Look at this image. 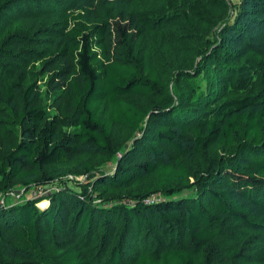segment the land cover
I'll return each mask as SVG.
<instances>
[{"label": "trees", "instance_id": "trees-1", "mask_svg": "<svg viewBox=\"0 0 264 264\" xmlns=\"http://www.w3.org/2000/svg\"><path fill=\"white\" fill-rule=\"evenodd\" d=\"M184 1L0 0V192L53 185L44 208L0 204V264H249L264 228V42L242 59L227 44L264 28L247 18L264 0L231 13L188 0L173 33ZM120 128L133 134L123 149ZM84 148L113 169L84 161L89 177L67 182L46 169ZM146 175L126 198L95 189Z\"/></svg>", "mask_w": 264, "mask_h": 264}, {"label": "rangeland", "instance_id": "rangeland-1", "mask_svg": "<svg viewBox=\"0 0 264 264\" xmlns=\"http://www.w3.org/2000/svg\"><path fill=\"white\" fill-rule=\"evenodd\" d=\"M219 1H221V0H219ZM225 1L229 5V13H231L232 12V5L235 6L236 3L238 2V0H225ZM187 2H188V0H185L181 4L175 5L173 7L174 14H177V17L174 19V22L172 23V25L170 27V31L173 33L177 31V29H176L177 26L183 24V19H182L183 17L180 16V14L178 15V12H180L182 9H187V11L191 10L190 9L191 4H189ZM198 5L203 7V4L201 1L197 2V5L195 6V8ZM171 11L173 12L172 9H171ZM251 17L252 18H261V19L264 18V16H262L261 13H256V14L248 13L247 14L248 21ZM18 29H20L19 26L16 23H13L11 28L7 29V31L12 32V31H15ZM179 29H181L180 26H179ZM186 30L189 31V29H186ZM259 32L261 35L258 37ZM262 34H264V28H257L255 31H251V29H250L247 31V35H243L240 37H238V35H235V34L230 35V38H229L230 41L227 44V47L230 46V48L228 49L229 53L230 54L234 53L236 56H238L239 58L242 59L244 57L245 50H248L252 47H258V46L262 45V42H264V35H262ZM178 44H179L178 51H180L181 54H183L184 53L183 50L188 48V47H185V45L190 44V43L187 41H179ZM198 60H199V56H197L195 58L192 57V64H191L190 68L194 67ZM173 61L174 60L169 59L168 56H166V58H165V55L162 56V59L160 61V66H161V69H163V72L166 73V70L169 69L167 71V73L170 71L171 76H172L173 71H174L173 69H176V72H178L180 70V67L178 66V64L175 66ZM188 63H189V61L184 63V65H186ZM184 71H190V69H184ZM170 85H171V83L169 84V86ZM102 113H104V110L102 111ZM132 138H133V134H131L127 128L118 129L116 132V135H115V139L119 143L121 149L126 148L128 146V144L130 143V141L132 140ZM117 156H119V153L116 154V157ZM84 161H86L87 164L90 166H95L98 169H105L107 171L113 169V167L115 165V159H112L111 161H109L108 163H105L103 165L98 164V159H97L96 155L91 150L84 148L81 150V154L79 156H77L73 160V162L71 164H69L68 166L62 167V168H55L53 166H49L46 169L57 171V175L54 177V179H56V180L60 179V180H62V182H67V179H69L71 176H73L76 178V180L82 181L85 177H89L88 176L89 173L81 172L82 171V163ZM187 161L189 163H194V160H192V157L190 159H188ZM64 180H66V181H64ZM150 180H152L151 175H146V176H141V177L139 176V177H134L130 183H128L126 185H122L120 188H118L116 190L111 188L106 183L101 184V185H97L95 189H97V192H100V194L103 195L104 198H106L108 200H117V198H126L128 195L135 193L136 192L135 188L138 185H144ZM70 184L71 183L68 181V185H70ZM52 188H53V185L45 184V183H38V184L34 185V182H33L32 184H29V186H27V187L17 183L15 185H13L12 188H10L9 191H7V193H1L0 192V204L10 202V200L20 201L21 199H24L25 197H30V199H34V201H35L34 204L36 207L44 208L48 204V199L45 196V194L48 193ZM180 194H182V193H180ZM158 195L160 196V194L158 192L151 193L149 195V197H147V199L150 200L151 196L154 198H157ZM98 200H95V201H98ZM148 200H146V201H148ZM99 202H96V203H99ZM39 203H40V205H39ZM228 228H230V227H227L226 229H228ZM226 231H229V230H226ZM253 236L255 239L254 242L255 241L256 242L252 243V249L249 252L248 263L249 264H262V263H264V258L262 257L264 255V228L256 230L254 232ZM224 240H225V238H224ZM222 241H223L222 239L217 240V245H218L219 249H217V246H216V253L217 254H215V255L218 257V259L221 257Z\"/></svg>", "mask_w": 264, "mask_h": 264}, {"label": "bare ground", "instance_id": "bare-ground-1", "mask_svg": "<svg viewBox=\"0 0 264 264\" xmlns=\"http://www.w3.org/2000/svg\"><path fill=\"white\" fill-rule=\"evenodd\" d=\"M41 203V202H40ZM40 203H39V205H40Z\"/></svg>", "mask_w": 264, "mask_h": 264}]
</instances>
